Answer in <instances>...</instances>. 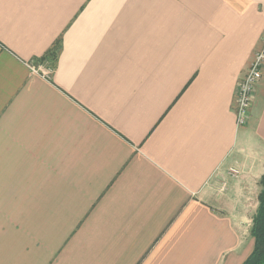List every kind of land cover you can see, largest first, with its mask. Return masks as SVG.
Instances as JSON below:
<instances>
[{"label": "crops", "instance_id": "1", "mask_svg": "<svg viewBox=\"0 0 264 264\" xmlns=\"http://www.w3.org/2000/svg\"><path fill=\"white\" fill-rule=\"evenodd\" d=\"M263 8L0 0V264H242L264 65L243 126L233 101Z\"/></svg>", "mask_w": 264, "mask_h": 264}, {"label": "built area", "instance_id": "2", "mask_svg": "<svg viewBox=\"0 0 264 264\" xmlns=\"http://www.w3.org/2000/svg\"><path fill=\"white\" fill-rule=\"evenodd\" d=\"M264 13V8H263ZM264 65V35L261 38V47L253 53L245 74L237 81L234 97V113L237 126H243L247 122L248 112L251 106L252 95L256 83L262 75ZM34 72H41L46 76V72L41 68H32ZM231 176L238 172L235 168H230Z\"/></svg>", "mask_w": 264, "mask_h": 264}, {"label": "trees", "instance_id": "3", "mask_svg": "<svg viewBox=\"0 0 264 264\" xmlns=\"http://www.w3.org/2000/svg\"><path fill=\"white\" fill-rule=\"evenodd\" d=\"M260 185L258 206L250 226L253 248L242 264H264V174L261 177Z\"/></svg>", "mask_w": 264, "mask_h": 264}, {"label": "rangeland", "instance_id": "4", "mask_svg": "<svg viewBox=\"0 0 264 264\" xmlns=\"http://www.w3.org/2000/svg\"><path fill=\"white\" fill-rule=\"evenodd\" d=\"M262 37H263V36H262ZM262 37H261V38H262ZM251 102H252V100H251Z\"/></svg>", "mask_w": 264, "mask_h": 264}]
</instances>
